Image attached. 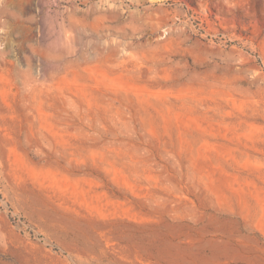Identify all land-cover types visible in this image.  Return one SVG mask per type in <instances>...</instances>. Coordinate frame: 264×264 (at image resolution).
I'll use <instances>...</instances> for the list:
<instances>
[{
  "label": "rangeland",
  "instance_id": "rangeland-1",
  "mask_svg": "<svg viewBox=\"0 0 264 264\" xmlns=\"http://www.w3.org/2000/svg\"><path fill=\"white\" fill-rule=\"evenodd\" d=\"M0 264H264V0H0Z\"/></svg>",
  "mask_w": 264,
  "mask_h": 264
}]
</instances>
